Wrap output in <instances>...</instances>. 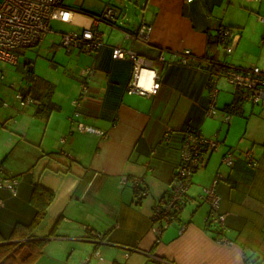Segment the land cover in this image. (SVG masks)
I'll list each match as a JSON object with an SVG mask.
<instances>
[{"label":"crops","instance_id":"0c3cea01","mask_svg":"<svg viewBox=\"0 0 264 264\" xmlns=\"http://www.w3.org/2000/svg\"><path fill=\"white\" fill-rule=\"evenodd\" d=\"M64 3L36 58L23 50V62L18 56L16 68L1 71L19 82L18 91L52 104L51 109H42L41 102L20 107L8 83L0 82V171L18 180L15 195L0 189L1 239L15 242L10 236L16 225L27 226L36 216L30 196L38 184L54 197L31 234L49 239L35 264H160L163 259L166 264H264V107L243 99L238 113H226L236 89L220 77L219 113L208 116L206 65L213 60L227 69L256 65L264 71V23L257 19L264 14V0ZM108 4L118 15L112 24L98 25L103 47L91 54L58 47L62 33L90 27ZM145 24L152 27L148 41L125 37ZM117 45L153 60L163 85L155 96L127 92L134 65L113 58ZM227 45L234 50L228 53ZM186 50L194 57L189 66L178 63ZM93 66L92 75L83 74ZM83 81L89 89L79 100ZM79 123L104 130L108 138L79 132ZM194 128L218 147L207 152L181 211L157 236L154 205L164 199L177 172L185 131ZM247 149L257 167L242 154ZM232 150L234 164L227 167L222 160ZM124 175L141 178L147 196L130 182L120 184ZM215 179L220 212L227 216L223 231L208 220L210 206L203 198ZM90 233L103 234L105 242L88 241ZM223 236L230 243L220 241Z\"/></svg>","mask_w":264,"mask_h":264},{"label":"built area","instance_id":"2783aa9c","mask_svg":"<svg viewBox=\"0 0 264 264\" xmlns=\"http://www.w3.org/2000/svg\"><path fill=\"white\" fill-rule=\"evenodd\" d=\"M192 1V0H187ZM65 5L64 0H0V59L10 62L12 65H18V55L14 50L19 48H31L41 46L45 42L47 34L52 32L50 29V22L54 19L57 11ZM118 13L113 5L108 4L103 8L99 15L92 17L90 27L84 28L81 32H67L62 33L58 47L67 52L75 50L76 52H84L91 54L104 46V39L98 29V25L105 22L112 24ZM257 19L264 23V14L259 15ZM152 27L150 25H142L137 32L126 33L127 39H139L148 41ZM234 50V45H227L226 51L228 53ZM114 59H130L133 61L132 78L127 85V92L134 93L139 96L151 97L155 96L162 85L161 74L158 69L153 65V60L144 56L138 55L131 49H125L121 45L113 47ZM193 54L191 50H186L180 54L178 63L184 66H189ZM160 60L165 61L163 57ZM207 67L212 66L211 61H207ZM95 71L94 66L88 67L83 70L84 75H92ZM211 74V71H210ZM226 81H229L237 90L243 93L244 99L251 102L253 105H261L264 107V71L256 65L245 69L228 68L225 76ZM219 77L211 74L209 84V95L211 96L210 109L207 115L215 117L218 115L219 110L215 107L217 93L219 91L217 80ZM0 81L5 82V76L0 75ZM11 88H16L14 83H10ZM86 81L81 84V95L79 100L82 99L84 94L88 92ZM76 100V105H80L81 101ZM15 104L20 107L40 105V102L31 95L18 91L15 94ZM4 106H8L6 102ZM79 115L78 112H76ZM230 116H225L227 121H230ZM77 130L81 133H91L107 139L106 132L100 128H95L85 123H79ZM64 145L67 143L66 138L61 139ZM218 147V143L210 138H206L200 130L187 129L182 141L181 159L176 168L177 172L172 179L169 189L165 194L164 199L154 205L152 220L154 223V230L157 236L162 235L163 229L170 225L178 216L182 209L183 202L187 195L189 188L192 185V178L194 174L203 166L207 159V152ZM246 160L251 166L257 167L256 157L251 150H244L242 152ZM234 151H228L223 157V164L227 167H232L234 164ZM141 178L129 180L128 176L124 175L120 179V184L124 185L128 182L133 188L142 187L140 196H147V189L143 186ZM217 181L205 188L203 198L210 206L208 220L217 223L219 228L223 231L225 227L226 214L220 212V195L216 191ZM18 180L16 178H8L2 175L0 171V189L7 188L11 190L12 194L17 193L16 186ZM144 188V190H143ZM184 232V227L180 229ZM86 239L94 241L96 244L105 242L104 235L98 233H90ZM223 243H230L225 236L220 238ZM132 250V248H127ZM100 255L99 251L95 252V257ZM166 261V260H161ZM167 262V261H166Z\"/></svg>","mask_w":264,"mask_h":264},{"label":"trees","instance_id":"16d2710c","mask_svg":"<svg viewBox=\"0 0 264 264\" xmlns=\"http://www.w3.org/2000/svg\"><path fill=\"white\" fill-rule=\"evenodd\" d=\"M221 36L222 34L218 36V41H222ZM211 62H212V66L209 67L211 74L215 76L217 75L219 78L226 75L228 71L226 66L221 65L218 62H213V60H211ZM235 93L236 94L234 100L231 103H229V105H226L225 111L228 114L238 113L241 109L240 103L244 99L243 93L237 89ZM34 98L42 103V109L45 108L46 106H48L49 109L52 108V104L45 105V103L41 98L36 96H34ZM33 188L34 189L31 193L30 201L36 208V216L33 218V220L30 223L27 224V226L16 225L14 231L10 236L11 241L18 239L15 240V242L5 243L4 239H1L0 237V264H35L36 261L43 254L44 247L49 241V239H40V240L34 239L31 234L33 230L39 226V223L47 214L46 210L49 207L50 203L52 202V199L54 197V192L38 184ZM136 189L140 194V190L142 189V187ZM21 229L22 230L24 229V232L22 234L19 233V231L21 232ZM158 262L160 264H166L164 262H160V261ZM113 264H120V263L114 261Z\"/></svg>","mask_w":264,"mask_h":264},{"label":"rangeland","instance_id":"374dc122","mask_svg":"<svg viewBox=\"0 0 264 264\" xmlns=\"http://www.w3.org/2000/svg\"><path fill=\"white\" fill-rule=\"evenodd\" d=\"M37 48H39V46H36V47H33V48H30V49H28V48H19V49H17V50H14V53L16 54V55H18V56H21V58H20V62H23L24 60H25V58H24V56H23V54H21L22 53V51L23 50H25V51H27L28 53V56L29 57H34L35 56V58H36V53L38 52L36 49ZM63 51H65L64 49H63ZM7 67H13V68H16L14 65H12L10 62H6V61H3V60H1L0 59V75L2 74L1 73V71L2 70H5L6 71V69L5 68H7ZM6 74H4V76H5V82H3V84H5V83H8V85H7V87L9 88V89H12V91H14V95L16 94V92H17V89H18V87H19V82L18 81H16V80H11V79H9L8 77H7V72H5ZM1 82V81H0ZM221 82H222V84L224 83V85L226 84V86L229 88V87H232V88H235L232 84H230L229 82H226L225 81V78H222L221 79ZM10 83H14L15 85H16V88L14 89V88H11L10 87Z\"/></svg>","mask_w":264,"mask_h":264},{"label":"water","instance_id":"95a60500","mask_svg":"<svg viewBox=\"0 0 264 264\" xmlns=\"http://www.w3.org/2000/svg\"><path fill=\"white\" fill-rule=\"evenodd\" d=\"M6 243V242H5Z\"/></svg>","mask_w":264,"mask_h":264}]
</instances>
